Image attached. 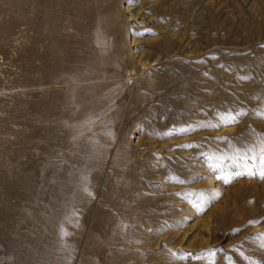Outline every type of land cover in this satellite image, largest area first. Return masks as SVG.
I'll list each match as a JSON object with an SVG mask.
<instances>
[{
    "label": "rangeland",
    "instance_id": "rangeland-1",
    "mask_svg": "<svg viewBox=\"0 0 264 264\" xmlns=\"http://www.w3.org/2000/svg\"><path fill=\"white\" fill-rule=\"evenodd\" d=\"M0 264H264V0H0Z\"/></svg>",
    "mask_w": 264,
    "mask_h": 264
}]
</instances>
